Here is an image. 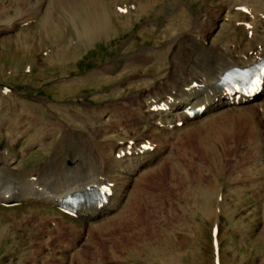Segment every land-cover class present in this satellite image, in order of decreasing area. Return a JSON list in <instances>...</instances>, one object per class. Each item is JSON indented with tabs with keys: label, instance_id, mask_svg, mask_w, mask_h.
I'll return each instance as SVG.
<instances>
[{
	"label": "rangeland",
	"instance_id": "374dc122",
	"mask_svg": "<svg viewBox=\"0 0 264 264\" xmlns=\"http://www.w3.org/2000/svg\"><path fill=\"white\" fill-rule=\"evenodd\" d=\"M36 1L0 0V10H6L0 16V30L7 31L0 33V103L17 104L0 106V188L9 185L20 191L45 188L61 193L71 185L82 189L85 182L96 178L111 183L109 191L121 187L125 171L102 167L88 142L73 137L90 132L94 124L87 114L77 113L81 109L88 113L108 107L130 132L137 129L151 141L156 137L164 140V136L169 151L164 158L140 167L131 176L117 210L98 218H71L52 202L32 198L12 206L0 204V264H214L216 252L220 264H264V128L258 141L247 133L245 119L243 124L236 120L233 133H210L202 140L194 131L214 116L211 111L165 133H161L162 127H155L152 134L151 124L136 122L126 105L138 97L145 82L158 81L169 69L168 57L149 53L154 46L166 44L165 29L181 30L221 0H103L110 6L124 3L136 7L131 14L103 10L112 23L91 39L83 32L78 34L51 6L52 0H39L42 6L38 9ZM48 7L55 14L50 24L44 22ZM78 11L86 18L82 6L78 5ZM14 21L15 27L10 28ZM233 36L243 39L237 28L225 23L212 34L222 41ZM198 54L179 60L178 70L182 69L174 81L181 82L165 87L168 95L164 96L201 91L199 86L221 70L220 60L208 58L206 62V57ZM105 67L110 69L106 75L101 71ZM102 74L117 80L95 92L90 84L100 82ZM83 82V87H75ZM15 127L20 133L26 129L23 138L15 135ZM52 130H56L55 139ZM181 130L191 131L185 134ZM45 131L52 133L51 137ZM118 133L101 134L97 140ZM36 137L55 146H49L48 152L38 143L30 144ZM118 138L129 140L121 133ZM4 148L14 156L11 167L17 171L2 166L3 161L7 163ZM109 175L122 179H104ZM61 216L68 226L60 221ZM109 216L116 218L109 221ZM214 226L218 228L216 252Z\"/></svg>",
	"mask_w": 264,
	"mask_h": 264
},
{
	"label": "bare ground",
	"instance_id": "6f19581e",
	"mask_svg": "<svg viewBox=\"0 0 264 264\" xmlns=\"http://www.w3.org/2000/svg\"><path fill=\"white\" fill-rule=\"evenodd\" d=\"M36 4H37L36 9L42 6L39 0L36 1ZM78 5L82 6L85 9L87 13L86 18H82L80 16V13L78 11ZM51 6L55 7L58 10V13H60L67 22L73 24L78 34L82 35L81 33L83 32L90 39L93 36L95 37L96 35H100L106 29L108 30L110 23H112V17L103 15L101 13L103 10H108L110 13L114 15L123 14V13L131 14L133 13L132 9L136 7L132 4H124V3L120 6H117V5L110 6L108 4H105L103 0L101 1H98V0H52ZM243 6L248 7L249 9L248 13H245L242 11ZM50 7H48L49 11L44 21L45 23H49V24L51 22L50 20L51 17L55 16L54 13H51L50 10L52 7L51 8ZM61 8H63L66 11V13L62 12ZM237 8L240 11V14L236 16L234 15L235 14L234 10H236ZM122 9H125V11H123ZM137 9L141 10L142 8L139 7ZM1 10H0V16L2 18L6 14V10L5 8H2ZM108 11L106 13H108ZM13 20L15 19H12V21ZM15 22L16 21H14L13 23L9 25L11 26L10 28L15 27L16 25ZM220 23H225L226 26L230 28L231 27L237 28L241 32L243 39H239L235 36L231 37L227 41H222L221 39L217 40L216 38H212L213 32L218 28ZM1 30H0V33L2 31L4 32L6 29L2 31ZM163 37H165V40H167L166 44L163 46H157V47L154 46L152 48L153 50L149 53L150 54L156 53V55L164 54L166 58L168 57L169 69L167 70V72H164L162 76L159 77L158 81L156 82L149 81L150 84L149 83L146 84L148 81L145 82L143 84L144 87L141 89V93L140 94L138 93L139 94L138 97H136V99L133 102H129L128 104H126L128 107V110H130L129 113L133 115V119H135L136 122L140 120L142 121L145 120L148 123H150L152 126V134H154V131H156L154 126H157L158 124L163 127V131L161 133H165V131H167V125L172 122L175 123L181 120L183 122L182 125H184L190 121L191 118L187 117L185 113L183 112V109L186 106L188 105L197 106V105L204 103L206 104L205 112L214 111L213 112L214 116L211 119L209 118L210 120H208L207 122L203 123L201 126L195 129L194 133L195 134L197 133L198 137L199 136L202 137V140H204L203 135H207L210 133H215V134L218 133V135L220 136L224 132L227 133V130L232 131L230 133H233L234 131L233 124L235 123V121L237 120L239 121V123H242L243 119H245L246 124H244V126L246 127L247 133L250 135L251 139H255L258 141L262 140L261 130H262V127L264 128V85H263V89L261 93L257 97L253 98L252 100L244 101L242 100V98H239V100L235 102L234 98L230 97V94H228L221 87H218L217 82L218 80L221 79V77L227 70H230L234 68L235 66H238V67L250 66L251 64H254L258 60H260L262 57H264V0H221V3L219 5L215 7H211V8L208 7L206 11L202 15L198 16V18L193 23L191 22V24H188V25L186 24V26L182 28L181 30H173L170 28L165 29V32L163 33ZM197 53H200L198 55L205 56L206 62L208 58L220 60L222 62L221 70H219L217 75L213 77L211 75L212 77L211 81L208 82L207 84H204V85L202 84L200 86L198 84L199 87H202L201 91L197 90V91H194L193 93H189L191 92L189 90V92L187 91V93L184 92L186 96L181 95V94H178L176 96H173L171 94L170 96H164V94L168 95V89L165 90L166 89L165 87L170 86V83L175 84V83L181 82V81H174V77L177 71L179 70L181 71L182 69L181 68L178 70V68L181 67L179 66L181 64L178 63L179 60L182 59V57L186 55L191 56L193 58V56H195ZM189 69L191 70L190 67ZM109 70L110 69L107 67L101 69L102 73H105V75ZM184 76H187V75L185 74ZM204 76L206 77V75ZM105 77L106 76L102 74L100 77L101 78L100 82L91 83L90 84L91 89L96 92L99 88L106 87L108 85V82H113L117 80L111 77L110 79L108 77H107L108 79ZM199 77H202V76L200 75ZM187 79H189V76L188 78H186V80ZM194 79L196 78L194 77L193 79H190L191 82L192 80L195 81ZM178 80H181V79H178ZM182 80L184 81L185 79H182ZM84 85H85V82L77 83V86L75 87H77L78 89V88L83 87ZM182 85H183V82H182ZM186 85L188 86L189 84H186ZM196 85L197 84H195V86ZM65 90L66 89H61L60 92H63ZM5 102H7L8 105H12V107H15L17 105V104H12L13 101H4L3 104ZM23 103H26L25 100L23 101ZM104 103L107 106H109L107 102L104 101ZM3 104L0 103V106L2 107ZM93 110L94 111H88V113L87 112L85 113L83 109H81L80 111L77 112L82 115L87 114L88 120L90 119L91 122H93L94 124L92 126L90 125L91 126L90 132H87V133L85 132V134L82 132L79 134L80 136L77 135L73 137H75V139L77 140L79 138L80 142L82 141L88 142L90 149L93 152V155L94 156L97 155L100 161L99 163L101 165L103 164L102 167H104L105 165L108 167H112L113 170H115L114 167L118 169L120 168V169H123V171H125L126 175L124 177V182L122 181L123 185L121 187L119 186L118 189L116 188V191L115 190H113L114 192L112 191L113 187L109 191L110 188L108 187L106 192L109 194L107 195L105 192V195H106L105 198L107 199V201L106 203H103L102 206L100 207H94L92 205L82 206V208L79 211V216L84 215L87 221L90 218H93L98 215H102L106 212L110 213L113 211V209L117 210L118 206L120 205L121 199L124 196L123 194L126 191L127 185L131 183L130 182L132 180L131 176L139 172L138 170L140 169V167L151 164L154 160L160 158L161 156L164 158L163 154L167 152L168 150V145H167L168 142L164 136L163 137L161 136L164 140L157 139L156 137L155 141H151L150 139H148V137L141 135L140 131L137 129H133L132 132L125 129V126H124L125 124L123 125L122 120L114 118L113 116L114 112L110 111L108 107L102 108V106H100ZM91 112H93L91 114L92 119H91V116H89ZM79 114L77 118H80ZM104 117L107 119H104ZM78 120L80 121V123H83V120L81 119H78ZM29 123H31V121ZM60 123L59 124L61 126H64V128L70 131V129L64 124L65 122L60 121ZM96 123L102 126L95 125ZM17 129L18 128L16 127L13 129V131H15L16 133L15 135L17 136L22 135L21 137L23 138V136H25L27 132L26 129H25L26 132L24 131L25 133L24 132L20 133L18 132ZM66 129H64V131ZM52 131L54 133L56 130H52ZM57 131H60V130L57 129ZM118 131H119L118 135L120 133L123 135H127L129 136V140L126 142L120 141L118 140L119 139L118 135H114L110 138H106L103 141L97 140V137H99L101 134L106 136L112 133L117 134ZM181 131H184V133L187 134V133H190L191 130H188V131L181 130ZM45 134L47 135V137H51L52 133L50 134V132H47ZM52 136H54L52 137L54 139L55 137L57 138L56 133L52 134ZM12 141H16V139H12ZM12 141L10 143H12ZM37 143L41 148H44L46 151H48L49 146L51 147L53 146L52 144L50 145L48 143H47L48 145H46V139H41V138L40 139L37 138L36 140L30 142V144H37ZM254 143H256V141H254ZM138 148L139 149L142 148V150L144 151L138 150ZM5 151H6V158H7V161H6L7 163H5L6 170L17 171V169L12 168L10 165L12 161H14L15 159L14 156L10 155L7 149H5ZM128 151H134V152L122 157V154H125L126 152L128 153ZM65 171H69V169L65 168ZM17 174H19V172ZM107 178L110 179V182L120 179L118 177H114L110 175L105 177L104 179H107ZM96 179L94 181L92 180L90 183L85 182L82 185L83 186L82 189L84 190L86 187H89V186L92 187L97 184L98 186L101 184H104L102 182L96 181ZM15 183H17V181ZM75 187L76 186L71 185V187L69 186L68 189H65V191L61 193H57L56 191L51 192L49 191L50 189L47 190L45 188L37 189L35 192L33 191L34 192L33 193V192L27 191V189L25 191H22V189L21 191L19 189L15 190L14 187L7 185L6 187L2 186L0 188V201L3 199H10V198H13L15 200H21V201L24 199H28V198L29 199L39 198V201L42 200L44 202L47 201V202H52L54 204V203H57L59 199H63L67 195L72 196L76 193L78 194L84 193L82 189H79V187L77 190H75ZM25 188H27L26 185H25ZM111 193H113V195H111ZM104 205L105 207H103ZM109 217H110L108 219L109 221L115 220L116 218L115 216L114 217L109 216ZM60 221L64 223L65 225L69 224L65 220V218L62 216L60 217ZM89 225L90 224L87 225V228Z\"/></svg>",
	"mask_w": 264,
	"mask_h": 264
}]
</instances>
